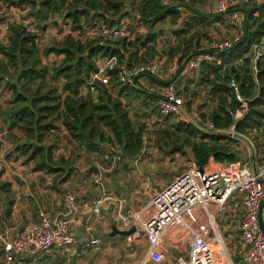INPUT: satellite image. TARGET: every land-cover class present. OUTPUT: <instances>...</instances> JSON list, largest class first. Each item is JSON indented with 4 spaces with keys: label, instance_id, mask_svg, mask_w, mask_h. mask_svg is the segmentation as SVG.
Masks as SVG:
<instances>
[{
    "label": "trees",
    "instance_id": "trees-1",
    "mask_svg": "<svg viewBox=\"0 0 264 264\" xmlns=\"http://www.w3.org/2000/svg\"><path fill=\"white\" fill-rule=\"evenodd\" d=\"M214 1L0 0V34H5V40L0 39V90L9 95L0 103V131L13 143L4 153L5 160L31 166L30 171L41 173L42 180L45 175L54 184L63 183L73 178L79 158L92 155L108 164L107 146L113 154L121 150L125 157L136 158L147 138L153 137L164 152L174 142L183 144L174 152L190 153L199 167L210 160L228 165L250 158V146L229 133L234 126L236 135L252 144L260 165L264 160V53L255 60L253 46L264 44V0H234L229 11L244 13V33L223 50L213 46L212 30L227 18L207 10ZM24 19H30L39 32H29ZM125 19L135 37L124 28ZM61 21L71 31L44 41L50 25L60 27ZM101 26L123 28L129 36H88L89 29ZM166 26L171 37L162 44ZM205 53L214 59L204 60L198 76L178 93L184 94L188 116L197 112L213 129L192 118L169 123L175 115L151 124L132 117V107L141 98L152 99L153 110L158 109L161 95L149 93L140 82L142 77L156 79L161 86L174 84L176 78L166 85L153 71L144 70L127 83L122 78L125 70L151 66L163 55L171 64H179L180 74L183 64ZM101 60L109 62L102 72L109 78L107 83L94 77L101 72ZM232 81L247 100H254L237 123L241 102ZM2 143L0 139V151ZM95 169L98 173L99 167ZM5 171L6 167L0 169V212L6 207L9 216L17 190L4 178ZM34 195L38 197V191Z\"/></svg>",
    "mask_w": 264,
    "mask_h": 264
},
{
    "label": "built area",
    "instance_id": "built-area-1",
    "mask_svg": "<svg viewBox=\"0 0 264 264\" xmlns=\"http://www.w3.org/2000/svg\"><path fill=\"white\" fill-rule=\"evenodd\" d=\"M236 4L234 0H219L216 12L224 15L235 28L237 35L232 40H225L216 45L223 50L229 48L244 33L246 18L244 13L229 9ZM23 24L31 33L39 29L30 19ZM97 33L110 39L129 36L123 28L117 26H101ZM256 60L264 53V44L253 46ZM209 54H199L184 64L181 74L197 71L204 60H213ZM153 65L143 66L133 71L125 70L123 80L133 82V76L144 70H152ZM101 72L94 77L108 82ZM237 100L241 108L237 117L243 116L247 110V99L241 94L238 84L232 81ZM184 98L178 93L174 84H168L158 100V111L161 116L178 115L183 111ZM194 119L202 126L213 129L211 122L199 117L197 112L187 119ZM231 136L236 137L235 127L230 128ZM250 148V147H249ZM249 159L228 165L214 163L210 160L205 167H199L191 161L189 168L178 176L167 187L152 196L151 200L139 209L124 211L120 201L116 211V223L122 230L135 227L133 234L127 237V243L133 244L138 237L144 236L147 251L141 264L149 261L162 262L165 257L164 244L170 235L177 236L188 245V255L177 258V264H234L230 258L227 242L221 234L217 219L228 212V203L238 196L242 200L239 231L244 248L243 260L246 264H264V231L260 225V206L264 200V160L253 169L252 150H248ZM215 164V165H212ZM99 167V166H98ZM103 169L99 168L95 183L100 186L101 194L84 204L89 212L101 215L103 205L112 197L105 190ZM67 212L54 220L45 209L38 210V217L31 222L25 231L6 241L3 246V260L0 264H25L24 260L39 252L58 248L71 255H80L89 249L97 248L102 240L93 233V222L89 216L85 222L86 235L77 236L70 227L75 212L78 210V194L65 192ZM175 239V238H174Z\"/></svg>",
    "mask_w": 264,
    "mask_h": 264
},
{
    "label": "crops",
    "instance_id": "crops-1",
    "mask_svg": "<svg viewBox=\"0 0 264 264\" xmlns=\"http://www.w3.org/2000/svg\"><path fill=\"white\" fill-rule=\"evenodd\" d=\"M163 63H165V61L158 62L156 64L157 67L153 65L151 71H153L154 76H156L159 81L165 82L166 85L168 82L167 79L174 76L176 80L173 83H175L179 92L183 91L182 88L184 87V85L186 86V84H188L192 80V78L198 76V71L189 72L188 74L183 76L181 72L180 74H177L179 68V64L177 63H165V66L167 68L166 71L163 70L162 73ZM160 67L161 69H159ZM140 82L142 86H144L148 90L149 93L156 92L161 95L166 87L161 86L160 83L156 81V79H152L150 77H142L140 79ZM191 88L193 89L194 85H192L190 89ZM181 95L184 97V94ZM145 102H147V106H143L141 108V120H144L148 124L162 120L161 117L164 116H161L159 113L157 114L158 109L154 111H151V109H147L153 107V105L155 106L156 102H154L152 99L142 101V103ZM183 112L188 118L185 109H183ZM107 147L109 148V146ZM143 152L144 150L142 151V153ZM142 153L139 154L136 158L118 157L116 159L115 157H108L111 158V160L107 166L103 165L104 167H102L100 164L98 165L99 168L103 169L105 190L112 197V199L109 200L108 203L103 205L101 215L91 214L89 212V209L84 204L87 200H92L101 194L102 190L100 186L96 184L95 187H90V185L85 182V184H87L86 186H81L80 190L75 191V193L78 194V210L75 212L73 220L70 224L71 230L79 237L85 236V222L89 216H92L91 219L94 226L93 233L102 240L101 247H97L99 248V250L92 251L96 250V248L89 249L86 252L81 253L80 255H71L65 250L52 248L48 251L39 252L36 255L26 258L24 260L25 264H141L147 251V241L145 247L146 249L143 254L138 250V247H135V245L141 240L142 236L138 237L133 244L129 245L127 243L128 236L122 234H116L112 236L111 233L113 225H116L117 228H119V224L116 223V211L118 209L120 201L123 204L125 212L133 209H139L143 206V194L147 191L145 190V185L143 183L142 177L144 175L143 170H145L147 167L143 163V158L145 156H143ZM165 156L168 155L165 153ZM76 172L74 173L73 177L78 178V176H81L82 178L87 179L88 176L85 174L84 170H82L81 174H76ZM169 179L170 178H168V180ZM10 181L13 182V185L15 184L12 178H10ZM50 193L52 195L57 194L56 192H48L44 189L38 191V197L40 198L42 196L43 198H47ZM31 195L36 198L33 193H31ZM59 199H57L55 202H48V206L46 205L47 207H49V209L46 208L48 214L54 220L62 217L67 212L65 197L63 196ZM233 201V208L231 209L227 206L228 211L236 212L237 208H239L238 216L240 220L241 213L243 212L242 200L238 196L237 198L233 199ZM29 203L32 204V202ZM146 203H144V205ZM21 207H23L22 210ZM29 207L31 208L29 204L22 205V203L15 202L12 207V212L9 215L10 217H13L12 219H8L9 216L0 212V250L2 252V254H0V263L3 260L4 243L6 241L13 240L17 236L21 235L29 226V224L37 219V213H31ZM226 221L227 220H225V224ZM239 223L240 221L238 222L237 229L240 237ZM174 238L170 235V238H168L165 242L163 246L165 250V257L162 262L149 261L147 264H170L171 262L177 263L178 257L187 256L188 245L181 242V240L177 236H175ZM244 251L245 250L242 246L240 237V248L239 252L237 251L235 257V259H237V261L235 262L236 264H246L243 260Z\"/></svg>",
    "mask_w": 264,
    "mask_h": 264
},
{
    "label": "rangeland",
    "instance_id": "rangeland-1",
    "mask_svg": "<svg viewBox=\"0 0 264 264\" xmlns=\"http://www.w3.org/2000/svg\"><path fill=\"white\" fill-rule=\"evenodd\" d=\"M218 1L216 0L213 3L209 4L207 10L209 12L216 13ZM12 12H13V10H12ZM18 15H19V12L17 11L16 16L19 18ZM60 23H61L60 27H55L53 25H50V27L48 28V31L43 36L44 41H49L53 36L60 37V36H62V34H66V33H69L71 31V28L68 24L65 25V22H63V21H61ZM130 24L131 23L128 19H125L123 22L124 28L130 32L131 36H133L134 33H132V30L130 29ZM216 26L218 29L212 30V32L214 34V39H215L213 46H216L219 42H222L225 40H232L233 37H235L237 35L235 28L231 25V23L229 22L228 19L224 18V20L222 22H218V24ZM169 28H170L169 26H166V28H165V29H167V31L164 35L162 42H161L162 44H165L167 42L168 38L171 37V36H169L171 33V30ZM97 29L96 28L89 29L88 30V32H89L88 36H90V37L96 36L97 35L96 34ZM145 31H146L145 29H142V32H145ZM134 37H135V35H134ZM0 39L5 40V34L1 33ZM50 59L54 60V59H56V57L51 56ZM158 60H155L153 65L156 66V64L160 61H165V63H167V64L172 63V62H169L168 59L163 55H161ZM165 63H163V67L161 66L162 67V73H163V70L166 71V68H167L165 66ZM108 64H109V62H106L103 60L99 61V65L101 68H105ZM158 67H159V64H158ZM161 67L159 69H161ZM171 78H175V77L172 76ZM171 78H168L167 81H169ZM0 93H1V90H0ZM8 96L9 95H7L5 92L3 94L1 93L0 103L3 102L5 100V98ZM142 101H143V99H139L137 102L134 103V105L132 107L131 115L137 121H141V118H140V117H142L141 116V112H142L141 108L143 106H145V107L147 106V102L142 103ZM145 101H147V100H145ZM148 104H151V103H148ZM153 107H154V105H153ZM153 107L147 108V109H149V110L151 109V111H154L152 109ZM158 113L159 112L157 110V114ZM164 118L165 117H161L162 120ZM184 119H187V117L185 116L184 112L182 111L178 115L170 116L169 123H172V122L174 123V122H177L179 120H184ZM152 130H153V128H152ZM0 137H1L0 139L3 142L1 145L2 150L0 151V169L2 167H6V171L4 173V178H6L8 180H10V178H12L14 180V182H15V184H14L15 188L14 189L17 190L16 197H15L16 202L22 203V205L29 204V206H31V208L29 207L31 210V213H33L35 211L37 212L38 209H40V208L45 209L47 211L46 208L49 209V207H47L48 202H55L57 199L63 197L65 192H67V191L75 192L77 190H80L81 186L87 185V184H85V182L88 183L90 185V187H95L96 183H95L94 179L96 178V173H97V169H95L96 166L98 167L99 164L102 167L108 165L105 162L102 163L101 159H98V161H97L96 157L92 158V155H86L83 158L81 157L78 159L79 164L75 168V170L77 171V172L76 171L75 172H76V174H81L82 170H84L85 174L88 176L87 179L82 178L81 176H78V178L77 177H73V178L71 177L67 182H63V183H60V180H58V182H57L58 186H57L56 185L57 183L54 184L51 176L47 177L44 175L45 180H42L43 175L41 173H40L41 174L40 175L38 173L31 172L30 171L31 166H26V165L22 164L20 161H19L20 163L16 162V161H12L10 163L7 160H5L4 153H6V151H8L12 147L13 143H12V141L4 138L2 131H0ZM106 152L108 153V155L111 158H112V156L110 154L114 155L113 157H115L116 159L118 157H122V158L125 157L122 154L121 150H118L117 153L113 154L111 152V150L107 147ZM142 154H143V156H145L143 158V163L147 167L145 170H143L144 175L142 177L143 183L145 185V190L147 191L143 194L144 203L149 202L151 200L152 196L155 195L156 191L159 192L164 187H167L178 176H180L183 172H185L189 168L190 163H191L190 153H188L187 156H184L181 153L173 152L170 155L165 156V152L161 151L156 146L153 137L147 138L146 147H145L144 152ZM67 155H69V152H67ZM214 163H217V162H214ZM212 165H215V164H212ZM168 178H170V179L168 180ZM79 183H80V185H79ZM54 185H56L55 186L56 188H54ZM44 189L47 190L48 192L49 191L56 192L57 194L52 195L50 193V195L47 198H43L42 196L40 198H38L36 196L37 199L31 195V193L34 194V191H41ZM49 197H51V198H49ZM32 198H34L35 200L34 199L32 200ZM29 202H32V204H30ZM233 202H234L233 200H230L228 203V207H230L231 209L233 208V204H234ZM144 203H143V206H145L147 204L146 203L144 205ZM35 204L37 205L36 209L34 207ZM1 206H4V204L3 205L1 204ZM4 209L3 210L1 209V212L5 214ZM22 209H23V207H21V210ZM238 215H239V208H237L236 212L228 211V213L225 216H219L218 219L216 220L218 223V226H220L219 228H220V231L222 232L221 234L226 239L229 255H230V258L234 264H236L234 261L235 257H236V253H237V251L239 252V248H240V237H239V232L237 229V225L239 222V216ZM12 218H13L12 216L11 217L9 216L8 219H12ZM225 220H227L226 221L227 228H226ZM99 247H101V245ZM135 247H138V250L144 254L145 249H146L145 248L146 247V239L142 236L141 240L135 245ZM93 249H95V248H93ZM97 250H99V248H96V250H92V251H97ZM0 252H1V250H0ZM0 254H2V252ZM170 264H177V263L171 262ZM239 264H243V263H239Z\"/></svg>",
    "mask_w": 264,
    "mask_h": 264
},
{
    "label": "water",
    "instance_id": "water-1",
    "mask_svg": "<svg viewBox=\"0 0 264 264\" xmlns=\"http://www.w3.org/2000/svg\"><path fill=\"white\" fill-rule=\"evenodd\" d=\"M253 101L254 100H247V110L245 111V113L243 114V116H241V117H239L237 119L236 123L239 120H241L244 116L247 115L249 109L251 108V105H252ZM183 108L185 109V107H183ZM236 136L240 137L244 142H246L250 146V149L252 150V154H253V158H252L253 169H254L255 172H257L256 153L253 150L252 144L249 142V140L246 137L241 136V135H236ZM183 147H184L183 144H178L177 142H174L173 145L169 149H167L165 153L167 155H169L170 153L174 152L176 150V148H183ZM201 169H202V167H201ZM263 182H264V180H263ZM259 220H260L261 228L264 231V200L262 201L261 206H260V216H259ZM134 231H135V227H132V228H130L128 230H122V229L117 228L116 225H113L112 226V233H111V235L114 236L116 234H122V235H125V236H129V235L133 234Z\"/></svg>",
    "mask_w": 264,
    "mask_h": 264
}]
</instances>
